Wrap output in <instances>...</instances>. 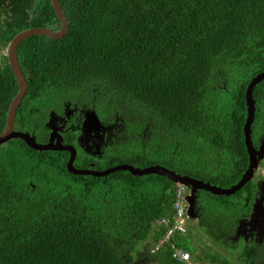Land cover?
<instances>
[{
    "label": "trees",
    "instance_id": "trees-1",
    "mask_svg": "<svg viewBox=\"0 0 264 264\" xmlns=\"http://www.w3.org/2000/svg\"><path fill=\"white\" fill-rule=\"evenodd\" d=\"M59 1L69 21L65 36L33 35L18 46L28 91L16 128L46 142L49 114L83 104L96 111L101 128L115 118L122 122L116 151L104 160L165 164L200 179L178 164L184 142L202 139L219 156L224 152L227 163L220 175L207 167L203 180L236 183L249 164L246 86L264 71V0ZM36 26L60 28L51 0H0V132L19 91L2 47ZM226 96L229 108L222 107ZM254 99L251 127L257 132L264 121V79ZM68 135L66 142L76 145L75 133ZM169 141L178 142L174 160L163 152ZM89 153L78 147L75 166L88 168ZM152 154L160 158L151 161ZM68 158L67 150L34 149L21 138L0 145V264H139L146 256L158 264H188L172 256L171 243L154 247L166 231L158 221L175 213L173 180L127 170L73 174ZM256 186L251 180L230 196L199 191L205 206L199 230L221 249L193 244L200 235L190 227V236L178 235L175 246L206 264H264V244L232 238L245 193ZM142 241L152 245L145 252L136 249Z\"/></svg>",
    "mask_w": 264,
    "mask_h": 264
},
{
    "label": "water",
    "instance_id": "water-1",
    "mask_svg": "<svg viewBox=\"0 0 264 264\" xmlns=\"http://www.w3.org/2000/svg\"><path fill=\"white\" fill-rule=\"evenodd\" d=\"M51 3L54 7V10L61 21V26L59 29H52L47 26H36L24 29L17 33L8 43L6 47L5 55L8 58L11 69L13 70L15 77L19 84V91L14 97L9 107V112L7 116V124L5 129L0 132V145L5 144L13 139L21 138L24 140L30 147L38 150H67L70 155L67 161V169L69 172L73 174H91L95 176H106L111 172L116 170H127L134 175H147V174H161L165 175L175 183H181L188 187H191V193L187 195V201L189 203L188 206V216L192 219H196L198 214L195 212V201L197 199V195L195 191L197 189H204L212 194L217 195H232L239 191L242 187H244L249 181L254 178L255 170L258 169L261 159L264 157V153H261L260 149L263 147L264 143L260 147V149H256L252 140V124L255 119L256 113V100L254 99V87L264 79V71L253 76L248 83L245 91V100L247 106V116L246 121L243 126L244 136H245V144L249 154V165L245 172L242 174L240 179L230 185V186H220L216 184H212L209 181H203L197 179L195 177H191L189 175H183L180 173H176L174 170L169 169L166 166L160 165H147V166H136L130 163H121L117 164L113 167L107 168L105 170H92L89 168H79L75 166L74 161L76 158V148L69 143L64 142V137L62 135V131H60V127L56 125V118L54 113H51L48 121L46 122V126L50 129L49 139L47 142H38L36 137L28 131H23L15 128V119L17 110L25 97L28 91V83L26 76L20 66L19 58H18V46L19 44L26 38H29L33 35H45L51 38H61L65 36L69 29V21L68 18L60 4L59 0H51ZM88 114L86 113V117L84 120L83 130L84 135L80 138L81 140L86 134L87 130L97 131L101 128L100 120L98 119V115L95 110L89 109ZM264 217V197H260L253 208L252 218L248 222L251 226V229H254L257 226H252L253 223L259 224V218ZM246 226V222L241 221L240 226H238L239 235L241 233V228ZM258 228L263 230V226H259Z\"/></svg>",
    "mask_w": 264,
    "mask_h": 264
},
{
    "label": "flooded vegetation",
    "instance_id": "flooded-vegetation-1",
    "mask_svg": "<svg viewBox=\"0 0 264 264\" xmlns=\"http://www.w3.org/2000/svg\"><path fill=\"white\" fill-rule=\"evenodd\" d=\"M86 109L87 108H85L83 104L82 105L80 104V106L73 105L72 109H66V107H63L62 112H56V111L54 112L56 118V125L60 127V131L63 130L62 135L64 137V142L68 143L65 140V135H68L69 131H72L73 133H75V135L72 136V139H74L75 137L74 140L77 143L76 145L72 143V145L76 148L77 153H78V147H80L85 152L86 151L87 153L90 152L89 153L90 156H93V158H91L90 161L88 162L89 167H92V169L104 170L112 166H115L116 163L114 162L116 161V158H114L113 162L110 163L108 159L105 158L104 160V157L110 156L111 153L114 154V152L116 151L115 144L119 140V127L122 124V122L119 119L115 118L114 122H112L111 124H104V126L100 128V130L97 131L87 130L85 136L81 140L79 137L80 136L82 137L84 135L83 125H84ZM256 109H257V101H256ZM261 125L262 126L259 127V130L257 132L252 129V140L256 149H260V147L264 143V121L262 122ZM257 133L258 136L257 138H255V135ZM48 139H49V135L47 141ZM260 151L261 153H264V145L260 149ZM100 160L104 164L102 169L96 166V163ZM261 167L262 168L264 167V157L261 159L258 169ZM260 175L263 176L259 177L257 181L255 180V177L254 179H252L255 180L257 184L256 189L253 192L245 193L246 195L244 197V203H243L245 206V211H243L240 214V216L237 217V222L235 224L236 227L232 238L235 242H238L239 244L244 242L258 243L259 245L264 244V217L259 218L260 220L259 224H255V223L252 224V226H257L254 229H251V226L248 223L252 218L253 208L256 201L260 197H264V171L263 174ZM203 181H208V180H203ZM201 190L204 189H197L195 191V194L197 195V199L195 201V208H196L195 212L198 214V218L194 220H197L198 223H200L202 214L205 209L204 203L199 200L200 199L199 191ZM188 191L191 193V187H189ZM241 221L246 222L247 229H245V227L243 226L241 228V233L238 235L237 234L238 226H240ZM259 226H263V230L258 228ZM149 259L150 256H146L145 258L142 257L140 258L141 261L139 262V264H143L144 261Z\"/></svg>",
    "mask_w": 264,
    "mask_h": 264
},
{
    "label": "rangeland",
    "instance_id": "rangeland-1",
    "mask_svg": "<svg viewBox=\"0 0 264 264\" xmlns=\"http://www.w3.org/2000/svg\"><path fill=\"white\" fill-rule=\"evenodd\" d=\"M1 52L5 53L6 47H4V48L2 47ZM239 78H240V76H236L235 81L238 80ZM235 81L231 82L232 85H230L229 96L235 90ZM229 96H226V100H224L222 107L225 108V105L227 103H229V104L226 105V108L230 107L232 100L229 99ZM67 102H70V100H62L61 104L65 105ZM88 110H86L85 115H86V113L88 114V112H87ZM51 113L49 114V116L51 115ZM83 132H84V130H83ZM201 136H203V135H201ZM257 136H258V133L255 135V138H257ZM79 138H81V136ZM201 142H203L202 139L196 140L195 143H190V142H186V141L184 142L183 147H182V155H181L182 159L179 161V164H178L179 170L192 171L200 179L207 178V176H205V174H204L206 172L207 167L208 168L216 167L215 174L216 175L222 174L227 168V163L224 161H221L222 157L224 156V152H220V156H219L218 152L215 149H212L210 146H207ZM115 147H116V144H115ZM163 147H165L163 152L166 154H169L171 159L174 160L176 158V152L178 150V142H175V146H174V143L172 141H169V142H167V144L163 143ZM146 157L149 159L150 155L147 153ZM151 157H153V158H151V161H153V160H157L158 158H160V155L159 156L153 155ZM151 165H154V164H151ZM156 165H160V164H156ZM160 166H164V165H160ZM217 166H220V167L217 168ZM92 170H98V169H92ZM263 171H264V167L259 168L257 171L255 170L256 174H254V177H255L256 181L258 180L259 177L263 176V175H260V174H263ZM217 183L220 184L216 180L214 182V184L217 185ZM187 225L191 229L194 230L195 234L200 235L199 238H197V237L192 238L193 244H196L198 247L200 245L201 246H203V245L204 246H211L212 249H214V250L221 249V246H219V244L214 243L210 239L208 240L207 237L205 236L204 232L202 230H199V223L197 220L188 219ZM151 246L152 245L150 244L149 241H142V242H139L137 244L136 249L142 248V252H145V248L148 249ZM223 252L225 253V255H227V257H229L231 259L234 258V256H232V254L229 250L226 249V250H223ZM199 253H201L200 250L197 251V254H199ZM192 262L195 263V262H199V261L194 260V257H193ZM143 264H158V262L156 261V259H154V260L150 259V260L144 261ZM188 264H190V263H188Z\"/></svg>",
    "mask_w": 264,
    "mask_h": 264
},
{
    "label": "built area",
    "instance_id": "built-area-1",
    "mask_svg": "<svg viewBox=\"0 0 264 264\" xmlns=\"http://www.w3.org/2000/svg\"><path fill=\"white\" fill-rule=\"evenodd\" d=\"M175 214L173 219L161 218L158 223L161 226L166 227L165 235L157 242L156 249L163 245L169 243L173 246L172 256L180 261H184L190 264H206L204 262H192L193 256L191 251L183 249L182 247H176L174 242L176 238V233L186 234L188 231L186 220H187V202H186V192L182 185L177 186L176 199L174 203Z\"/></svg>",
    "mask_w": 264,
    "mask_h": 264
},
{
    "label": "clouds",
    "instance_id": "clouds-1",
    "mask_svg": "<svg viewBox=\"0 0 264 264\" xmlns=\"http://www.w3.org/2000/svg\"><path fill=\"white\" fill-rule=\"evenodd\" d=\"M256 116V115H255ZM255 120V119H254ZM254 122V121H253ZM15 128H16V125H15ZM17 129V128H16ZM23 131H25V130H23ZM29 132V131H28ZM8 143V142H7ZM3 145V144H2ZM176 184V189H177V186L178 185H182V186H184V188H185V192H186V202H187V210H188V206H189V203H188V201H187V195L188 194H190V192L188 191V189H189V187L188 186H186V185H184V184H181V183H175ZM175 209V208H174ZM175 214V213H174ZM165 218H167V217H165ZM198 218V217H197ZM170 219V218H169ZM173 219V218H172ZM172 219H170V220H172ZM188 219H191V220H194V219H192V218H190L189 216H188V212H187V220H186V224H187V221H188ZM187 228H188V231H189V226L187 225ZM188 231H187V233L186 234H182V235H189V233H188ZM165 235V232L159 237V240L163 237ZM178 235H180V233H176V237L178 236ZM192 235H195V234H192ZM190 236V235H189ZM188 236V237H189ZM158 240V241H159ZM157 241V242H158ZM157 242L155 243V245H154V247H156V244H157Z\"/></svg>",
    "mask_w": 264,
    "mask_h": 264
}]
</instances>
